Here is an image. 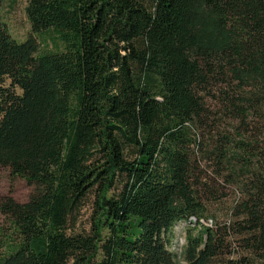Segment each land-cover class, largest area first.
I'll list each match as a JSON object with an SVG mask.
<instances>
[{
	"label": "trees",
	"instance_id": "trees-1",
	"mask_svg": "<svg viewBox=\"0 0 264 264\" xmlns=\"http://www.w3.org/2000/svg\"><path fill=\"white\" fill-rule=\"evenodd\" d=\"M24 10L23 40L0 20V166L34 188L0 199V264H211L226 238L264 264V0ZM46 29L61 50L39 51ZM218 187L228 220L204 225ZM192 217L178 262L172 228Z\"/></svg>",
	"mask_w": 264,
	"mask_h": 264
},
{
	"label": "rangeland",
	"instance_id": "rangeland-1",
	"mask_svg": "<svg viewBox=\"0 0 264 264\" xmlns=\"http://www.w3.org/2000/svg\"><path fill=\"white\" fill-rule=\"evenodd\" d=\"M27 0H2L0 6V20L5 22L9 33L17 40H23L28 35L30 25L25 14V5ZM40 52L59 51L63 48V44L58 39L52 29H46L36 35ZM34 186L29 184L20 176H13L6 167L0 166V199L10 196L19 202L27 200ZM218 196L223 193L217 202L209 206L206 218L200 220L204 225H214L215 221L223 222L228 220L230 207L233 203L234 193L229 187H218ZM92 205H85L76 214L74 222L77 229L83 227L88 231L92 220ZM211 215L215 220L211 222ZM7 226L6 219L0 214V229ZM197 221H178L172 228L171 241L168 249L175 255L178 262H183V250L185 247L187 235H195L199 231ZM4 236L0 235V238ZM229 250L223 248L221 254L217 255L211 264H242L240 259L245 256L235 240L226 238L225 243L229 245ZM246 258V257H245Z\"/></svg>",
	"mask_w": 264,
	"mask_h": 264
},
{
	"label": "built area",
	"instance_id": "built-area-1",
	"mask_svg": "<svg viewBox=\"0 0 264 264\" xmlns=\"http://www.w3.org/2000/svg\"><path fill=\"white\" fill-rule=\"evenodd\" d=\"M191 220H192V221H195V218L192 217ZM192 221H191V222H192Z\"/></svg>",
	"mask_w": 264,
	"mask_h": 264
}]
</instances>
